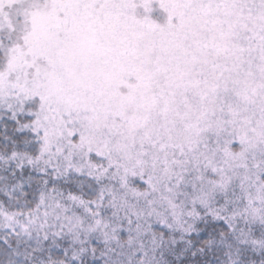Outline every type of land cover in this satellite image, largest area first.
Masks as SVG:
<instances>
[{
    "label": "snow or ice",
    "instance_id": "snow-or-ice-1",
    "mask_svg": "<svg viewBox=\"0 0 264 264\" xmlns=\"http://www.w3.org/2000/svg\"><path fill=\"white\" fill-rule=\"evenodd\" d=\"M0 264H264V0H0Z\"/></svg>",
    "mask_w": 264,
    "mask_h": 264
}]
</instances>
